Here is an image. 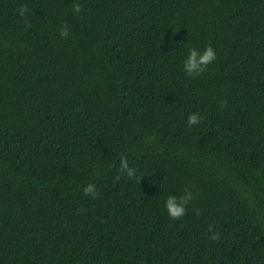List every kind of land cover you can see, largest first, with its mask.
<instances>
[{
    "label": "trees",
    "instance_id": "trees-1",
    "mask_svg": "<svg viewBox=\"0 0 264 264\" xmlns=\"http://www.w3.org/2000/svg\"><path fill=\"white\" fill-rule=\"evenodd\" d=\"M0 264H264V0H0Z\"/></svg>",
    "mask_w": 264,
    "mask_h": 264
},
{
    "label": "clouds",
    "instance_id": "clouds-1",
    "mask_svg": "<svg viewBox=\"0 0 264 264\" xmlns=\"http://www.w3.org/2000/svg\"><path fill=\"white\" fill-rule=\"evenodd\" d=\"M81 6L79 3L73 5L74 13H80ZM27 11L25 6H21L18 10V14L23 16ZM60 36L63 38H67L69 33L67 29V25L64 24L60 29ZM216 58V53L211 46H207L203 49V51L198 50L197 48L191 47L188 49V54L186 59L183 62V69L186 75L192 77L200 75L207 69V66ZM201 122V117L196 113H193L188 117L187 125H197ZM120 172L125 173L128 178H133L136 176V170L134 168L129 167L128 161L126 158H122L120 161ZM83 193L85 195H91L93 198H96L99 193L94 184H88L83 188ZM192 198V193L188 190H185V195L180 197L179 199L174 195H169L165 201V209L168 216L173 219H180L186 215V205L189 200ZM199 214V210H197V215ZM211 228H209V232H211ZM210 240H218L219 234L212 233L209 237Z\"/></svg>",
    "mask_w": 264,
    "mask_h": 264
}]
</instances>
